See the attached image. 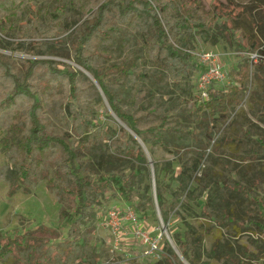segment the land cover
<instances>
[{
    "label": "trees",
    "instance_id": "1",
    "mask_svg": "<svg viewBox=\"0 0 264 264\" xmlns=\"http://www.w3.org/2000/svg\"><path fill=\"white\" fill-rule=\"evenodd\" d=\"M31 1L0 0V14L4 12V17L12 24L18 7ZM60 7L64 10L66 6ZM79 9L87 12L83 21L67 36L66 28L56 29L53 35L66 37L72 59L93 75L111 110L124 124L114 128L97 119L102 98L92 101L86 97L88 88L82 86L84 72L54 60H24L19 65L0 54V125L2 116L11 113L0 143L4 149L17 152L14 185L26 189L29 181L37 179L47 159H59L54 175L47 180V188L65 198L61 216L72 223L70 232L75 233L78 224L86 225L97 219L102 198L108 191L113 190L126 202H132L134 193L142 188L141 177L146 175L151 163L148 152L171 151L180 147L179 142L194 139L202 145L200 157L190 168L183 164L179 175L171 163L161 168L164 177L170 175L167 185L160 183L161 172L156 174L157 205L168 225L167 186L176 181L185 184L192 177L190 171L199 170L213 128L227 119L247 82L248 57L238 69L230 72L238 77L240 86L231 84L226 89L212 85L209 98L202 100L198 96V105L184 120L178 114L159 113L156 107L133 108L132 104L143 90L142 83L156 80L153 69L171 73L174 80L179 77L188 80L200 67L194 54L199 41L217 44L223 35L228 36V30L240 48L264 55V0L218 1L209 10L202 0H80ZM60 15L61 12L54 20L61 24ZM242 17L251 21L256 29V37L249 46L233 23L234 19ZM3 20L0 18V32L8 36L10 26H5ZM128 42H134L133 49H126ZM102 58L106 64L97 65V60ZM42 70H45V80L39 82L37 77ZM62 86L81 105L77 118L84 125L82 133L77 129L75 134L63 135L49 131V123L44 118L45 105L51 94ZM90 86L94 87L93 82ZM188 194L192 195L190 191ZM204 213L212 216L208 211ZM228 213L224 207L221 215L227 218ZM259 215L264 222V213L260 211ZM139 216L146 219L148 214ZM39 229L45 236L55 233L51 228ZM45 236L33 238L27 245L48 242ZM203 236L190 225L184 238L177 239L183 258L190 264H198ZM1 242L0 260L14 243L11 238ZM21 243L17 241L18 245ZM17 244L14 246L18 247ZM33 257L30 264H54L53 258ZM18 258L19 264H27ZM176 258L178 264H185L177 255Z\"/></svg>",
    "mask_w": 264,
    "mask_h": 264
},
{
    "label": "rangeland",
    "instance_id": "2",
    "mask_svg": "<svg viewBox=\"0 0 264 264\" xmlns=\"http://www.w3.org/2000/svg\"><path fill=\"white\" fill-rule=\"evenodd\" d=\"M79 1L33 0L18 7L12 24L2 12L0 18L4 19L5 26H10L11 31L8 36H2L0 32V54L7 55L11 62L19 65L24 60H54L86 72L88 75L85 74L82 80V86L88 88L86 97L92 101L102 98L97 119L117 128L124 123L111 110L103 92L91 79L93 75L72 59L66 37L53 35L59 28H66L67 36L83 21L87 12L79 9ZM202 1L207 10L215 2H226ZM61 5L66 6L64 10H61ZM59 12L61 24L54 20ZM233 23L239 28V33L246 37L245 42L249 46L256 37L252 22L242 17L234 19ZM230 32L228 30V36L223 35L217 44L199 41L198 50L219 53L229 72L238 69L248 57V79L238 102L232 104L227 119L213 128L199 170L190 171L192 177L185 184L179 181L168 184L169 223L166 232L158 214L159 207L156 206V174L161 172L160 183L167 185L170 175L164 177L161 168L171 163L179 175L183 164L190 168L193 161L200 157L202 142L186 139L179 142V148L171 151L160 149L154 154L148 152L151 163L146 175L141 177L142 188L134 193L132 202H126L113 190L108 191L102 198L97 219L86 225L78 224L75 233L70 232L72 223L61 216L65 198L47 188V180L54 175L60 160L47 159L37 179L29 181L26 189L16 188L17 152L4 149L0 143V251L1 240L11 238L14 242L0 264H19L18 257L30 264L36 255L53 258L54 264H178L177 255L185 264H190L183 258L177 244V239L184 238L190 225L204 235L198 252V264H235L234 261L264 264V222L259 215L260 211L264 213V61H252L249 51L240 48ZM133 47L134 42L126 44L127 50ZM96 64L106 63L102 58ZM199 66V70L194 71L188 80L183 77L174 80L171 73L153 69L156 80L142 83L143 90L132 104L133 108L156 107L159 113L169 112L180 115L181 120L186 119L194 111V106L198 105V77L205 64L199 62ZM37 80H45V70L41 71ZM230 81L232 85L240 86L237 76L230 75ZM91 82L94 87L90 86ZM80 106L64 86L57 88L44 110L49 131L63 135L75 134L77 129L82 133L84 125L77 118ZM10 119V112L2 116L0 138L5 136ZM127 206L135 209L140 224L150 230V236L160 240L165 250L162 258L149 253L148 245L135 239L130 229L117 243V236L108 224L109 211L122 210ZM224 207L229 212L227 218L221 215ZM204 210L212 216L206 215ZM159 211L161 213L160 208ZM143 213L148 214L146 219L139 216ZM37 226L54 229L55 233L46 235L48 242L27 245V241L45 236L42 230L39 232L40 229H36ZM34 229L36 231H32ZM18 240L22 242L20 245L17 244ZM71 243L76 244L73 246Z\"/></svg>",
    "mask_w": 264,
    "mask_h": 264
},
{
    "label": "built area",
    "instance_id": "3",
    "mask_svg": "<svg viewBox=\"0 0 264 264\" xmlns=\"http://www.w3.org/2000/svg\"><path fill=\"white\" fill-rule=\"evenodd\" d=\"M194 54L201 64H205V69L199 73L198 89L199 97L202 100H207L212 85L226 87L231 84L230 72L226 70L219 53L198 50ZM249 55L254 62L264 61V55L258 51L249 52ZM123 214L125 215V222L123 221ZM108 224L112 233L117 236V243L120 237L129 233L130 229V233L135 239L148 245L149 253L154 254L157 258H162L165 255L160 240L157 237H151L150 230L143 228L144 224H140L135 209L131 206L122 210H110Z\"/></svg>",
    "mask_w": 264,
    "mask_h": 264
},
{
    "label": "water",
    "instance_id": "4",
    "mask_svg": "<svg viewBox=\"0 0 264 264\" xmlns=\"http://www.w3.org/2000/svg\"><path fill=\"white\" fill-rule=\"evenodd\" d=\"M86 75H88L86 72H84ZM91 79L99 86V84H98V82L95 80V78L94 77H91ZM99 88H100V90L102 91V89H101V87L99 86ZM103 92V91H102ZM136 136V135H135ZM137 137V136H136ZM137 139L139 140V142L142 144V146H144V143L141 141V139L139 138V137H137ZM144 149L147 151V149L145 148V146H144ZM153 172V171H152ZM153 177H154V172H153ZM155 197H156V204H157V193H156V190H155ZM157 206V208H158V205H156ZM158 214H159V217H160V220H161V222H162V224H163V228H164V231L166 232V225L164 224V221H163V218H162V215H161V213H160V211H159V208H158ZM168 238H169V240H170V242L171 243H173L172 242V240H171V238L169 237V235H168Z\"/></svg>",
    "mask_w": 264,
    "mask_h": 264
}]
</instances>
